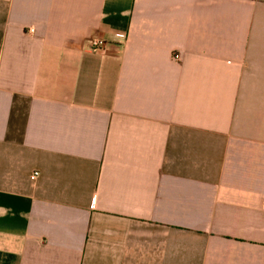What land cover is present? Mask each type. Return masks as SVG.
Listing matches in <instances>:
<instances>
[{"label":"crops","instance_id":"1","mask_svg":"<svg viewBox=\"0 0 264 264\" xmlns=\"http://www.w3.org/2000/svg\"><path fill=\"white\" fill-rule=\"evenodd\" d=\"M0 264H264V0H0Z\"/></svg>","mask_w":264,"mask_h":264},{"label":"built area","instance_id":"2","mask_svg":"<svg viewBox=\"0 0 264 264\" xmlns=\"http://www.w3.org/2000/svg\"><path fill=\"white\" fill-rule=\"evenodd\" d=\"M116 41H117V45H122L124 43L125 40H127V36L124 33H118L116 34ZM108 45V42L106 40H104L103 38L100 37H96L93 38L91 40H89V45H88V50L90 51H100V50H106ZM176 57H179L178 55H176ZM39 172H34L32 178H36L38 176Z\"/></svg>","mask_w":264,"mask_h":264}]
</instances>
